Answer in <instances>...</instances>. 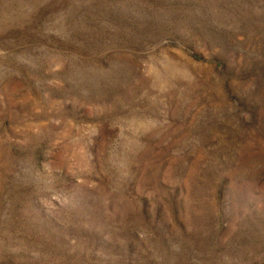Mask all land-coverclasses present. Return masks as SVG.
I'll return each instance as SVG.
<instances>
[{
  "label": "rangeland",
  "instance_id": "1",
  "mask_svg": "<svg viewBox=\"0 0 264 264\" xmlns=\"http://www.w3.org/2000/svg\"><path fill=\"white\" fill-rule=\"evenodd\" d=\"M0 264H264V0H0Z\"/></svg>",
  "mask_w": 264,
  "mask_h": 264
}]
</instances>
